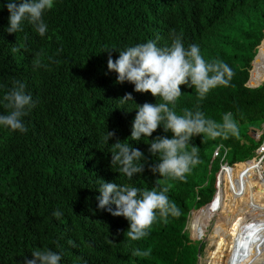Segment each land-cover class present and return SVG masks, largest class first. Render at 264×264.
<instances>
[{
	"label": "trees",
	"instance_id": "obj_1",
	"mask_svg": "<svg viewBox=\"0 0 264 264\" xmlns=\"http://www.w3.org/2000/svg\"><path fill=\"white\" fill-rule=\"evenodd\" d=\"M6 2L0 0V114L8 111L2 98L14 81L25 85L35 107L23 117L26 132L0 126V264H23L34 249L44 248L61 254L59 264H197L196 238L203 235L197 225L211 217L221 166L252 160L264 141V135L255 144L245 139L247 127L264 125V85L245 86L264 38V0H55L43 14L48 26L43 37L27 22L22 32L8 35ZM173 31L182 35L185 47L198 44L205 60L228 64L234 76L228 87L213 89L203 100L194 88L181 86V96L169 106L177 114L199 107L217 122L231 112L239 135L194 137L200 163L184 181L161 178L181 216L158 220L147 237L129 241L124 237L128 221L97 207L98 188L103 181L154 187L160 177L149 171L157 158L148 152V139L172 134L161 125L148 139L127 141L146 157L145 171L132 180L111 167V145L130 137L136 105L159 98L135 92L128 82L116 83L117 74L107 69L108 51L115 60L119 51L149 40L170 46ZM13 46L19 51L12 52ZM40 52L47 67L34 69ZM126 93L133 101L121 103ZM106 131L115 132L108 144ZM223 187L224 180L218 198ZM57 210L60 218L53 216ZM195 210L202 212L189 220L190 240L185 227ZM208 247L206 262L218 245L209 242ZM134 248L151 249V254L135 257Z\"/></svg>",
	"mask_w": 264,
	"mask_h": 264
},
{
	"label": "clouds",
	"instance_id": "obj_2",
	"mask_svg": "<svg viewBox=\"0 0 264 264\" xmlns=\"http://www.w3.org/2000/svg\"><path fill=\"white\" fill-rule=\"evenodd\" d=\"M54 2L55 0H7L2 7H5L9 14L6 28L8 35L22 32V24L27 22L34 26L41 37L45 36L48 26L43 20V14L54 7ZM171 36L170 46L159 47L156 41L149 40L119 51V56L115 60L112 59L111 51H108L107 69L117 74L116 83L128 82L134 85L135 92L151 93L153 97L159 98V102L155 104L146 102L143 105H136V116L130 137L124 142L116 139L111 145V167L118 168L119 173L132 180L134 176L145 171L146 157L139 148L132 147L127 141L130 139L138 142L142 138L148 139L161 125L165 133L172 134L171 138L156 136L154 139H148V152L157 158V162L150 166L149 171L160 177L155 181L154 187L141 189L131 184L103 181L98 188L100 194L96 197L97 207L108 211L113 217H123L128 221L129 227L124 232V237L129 241H140L147 237L152 225L158 220L167 222L169 217L181 216V209L167 195L169 186H162L161 178L184 181L192 168L200 163L198 148L191 144L194 137L206 135L212 139L218 137L227 139L229 136L239 135L238 122L231 112L224 113L221 121L217 122L206 118L199 107L196 110L185 108L182 114H177L174 107L169 106H174L175 101L181 96V86L194 88L198 99L203 100L213 89L220 86L228 87L234 76L233 70L222 60H205L198 44L193 43L185 47L182 35H177L173 31ZM11 51L15 53L19 48L13 46ZM44 59L43 52L37 53L33 60L34 69L46 68ZM47 59L52 61L53 58L49 56ZM119 101L132 102L133 96L126 93ZM2 102L8 111L6 114H0V126L13 132H26L23 117L28 115V110L35 107V102L30 94H26L25 85L20 81H14L13 86L4 94ZM262 127L264 128V125ZM261 132L255 131L254 134ZM262 135L264 133L260 136ZM113 138L115 132L106 131L104 143L108 144ZM252 160L258 164L257 154ZM222 167L232 168L228 167L227 163ZM260 179L264 183L262 172ZM112 205L115 206L114 209ZM62 215L60 210L53 212L56 218ZM185 231L188 233L186 227ZM202 238L200 236L199 240ZM189 239L192 240L190 237ZM68 243L76 246L71 240ZM150 254L151 249L132 250L135 257H148ZM61 259V254L48 248L34 249L31 256L28 255L23 260V264H59Z\"/></svg>",
	"mask_w": 264,
	"mask_h": 264
},
{
	"label": "bare ground",
	"instance_id": "obj_3",
	"mask_svg": "<svg viewBox=\"0 0 264 264\" xmlns=\"http://www.w3.org/2000/svg\"><path fill=\"white\" fill-rule=\"evenodd\" d=\"M261 47L258 50L259 52ZM261 59L263 63L253 83L254 85L264 83V46ZM257 61L258 56L254 69L251 72V79ZM251 162L237 164L231 168L233 169L236 167L235 169L231 170L228 168L222 172V175L224 174V187L219 198V193L217 194L216 205L220 202V209L223 208L227 211L222 212L221 210L218 213L210 234L213 245H210L215 247L217 242L228 243L231 239H236L237 241L231 246L230 251L224 252L222 250L216 253L215 256L209 260L210 264H261L264 261V256L260 255L257 250H253L249 246V243L255 242L256 236L259 237L263 234L261 225L264 223V183L261 181L260 176L256 178L255 172L261 175L258 164L255 162L256 167L255 169L252 168L255 170L253 172L249 165ZM223 195L224 197L222 199ZM225 220L227 223H225ZM248 223L252 224L245 228ZM256 228L259 229L255 230ZM262 238H264V235ZM260 240L258 239V241ZM219 254H222L224 258L217 263L216 259L219 257Z\"/></svg>",
	"mask_w": 264,
	"mask_h": 264
},
{
	"label": "rangeland",
	"instance_id": "obj_4",
	"mask_svg": "<svg viewBox=\"0 0 264 264\" xmlns=\"http://www.w3.org/2000/svg\"><path fill=\"white\" fill-rule=\"evenodd\" d=\"M261 61H262V63H263V60L261 59ZM263 130V127H247L246 129H245V131H246V134H245V139L247 140V144H250V143H253V144H255L256 143V141H257V139H258V137H257V135L256 134H254L252 131H259V132H261ZM251 133L252 134V136L249 134V133ZM253 135H254V137H253ZM215 155H216V153H215ZM250 166H251V169L253 168V169H255V167H256V165H255V161H252L251 162V164H249ZM236 168V167H235ZM235 168H233V169H235ZM239 168H241V167H239ZM231 169V168H230ZM233 169H231V170H233ZM252 169V170H253ZM255 170H253V172H254ZM255 174H256V178H258L260 175H258L256 172H255ZM221 176H222V181L224 180V174L222 175L221 174ZM255 178V179H256ZM254 179V180H255ZM256 181V180H255ZM219 185H220V188H221V185H222V182L220 181L219 182ZM220 190V189H219ZM218 193H219V191H218ZM224 195H225V193H224ZM224 195L222 196V199H223V197H224ZM222 205V204H221ZM221 207V206H220ZM220 207L219 206H215V208L213 207V210L209 213V215H211V217H205L203 220H202V222L200 223V224H198L197 225V228L199 229L200 228V226H202L201 227V229H200V232L203 234V235H201L203 238L202 239H200V241H202V244H203V246H204V248H203V253H202V255H201V260H200V262H199V264H210V261L209 260H211L214 256H215V254L216 253H218V252H221L222 250L224 251V252H228V251H230L231 250V246L233 245V244H235L236 243V239H231L228 243H224V242H217L216 244H215V247H216V245H218V247L214 250V252L212 253V255H211V257H210V259L208 260V262H206V250L207 249H210V247H208V244H209V242H210V244L211 245H213V241L210 239V234H211V232H212V229H213V227H214V224H215V221H216V219H217V216H218V213L222 210V212H226L227 210H225V209H223V208H221L220 209ZM194 214H197V212L196 211H193L192 213H190V217H189V220L191 219L192 220V218H193V216H194ZM201 216V215H200ZM189 220H188V225H187V231H188V234H189V237L190 238H192L193 239V237H192V233H191V230H190V228H189ZM225 223H227L226 222V220H225ZM205 229V231L203 232V230ZM200 238V237H199ZM198 238V239H199ZM209 240V241H208ZM257 241H255V242H253V243H249V246L254 250H257V252L260 254V255H262V256H264V246H262L261 245V247L259 246V245H257ZM254 245H256V246H254ZM254 247V248H253ZM232 255H234V254H232ZM224 258V256L221 254H219V257L216 259V262L218 263V262H220L222 259Z\"/></svg>",
	"mask_w": 264,
	"mask_h": 264
},
{
	"label": "water",
	"instance_id": "obj_5",
	"mask_svg": "<svg viewBox=\"0 0 264 264\" xmlns=\"http://www.w3.org/2000/svg\"><path fill=\"white\" fill-rule=\"evenodd\" d=\"M264 43V38L262 39V41H261V43H260V45L257 47V53H256V56L254 57V59H253V61H252V63H251V70L249 71V79H248V81H247V83H246V87L247 88H251V89H253V88H256V87H258V86H260V85H264V83H260V84H258V85H255V86H251V84H250V82H251V72L253 71V69H254V65H255V63H256V60H257V56H258V54H259V48L261 47V45ZM255 131H253V133H254ZM253 161V160H252ZM249 162H251V160L250 161H246V162H243V163H249ZM226 169H228L227 167H222L221 168V170H220V173H219V182L221 181V174H222V172H223V170H226ZM219 189H220V185H218V188H217V192H216V195H215V197H214V199H213V202H212V206L215 208V206H216V204H215V202H216V199H217V193H218V191H219ZM211 206V207H212ZM197 213H199V212H202V211H196ZM189 217H190V215H189ZM189 217H188V220H189ZM253 223V222H252ZM252 223H248L246 226H245V228L248 226V225H251ZM187 225H188V223H187ZM261 227H262V229H261V231L263 230V234L261 235V236H259V237H255V240L254 241H258V239L260 240V238H261V240L260 241H258V243H257V245H259L260 247H261V245L262 246H264V238H262V236L264 235V223L261 225ZM260 228V227H259ZM259 228H256L255 230H257V229H259ZM186 230H187V226H186ZM202 245L203 244H200V246L198 247V255H197V264H199V262H200V260H201V252H200V250H201V248H202ZM261 264H264V261L261 263Z\"/></svg>",
	"mask_w": 264,
	"mask_h": 264
},
{
	"label": "built area",
	"instance_id": "obj_6",
	"mask_svg": "<svg viewBox=\"0 0 264 264\" xmlns=\"http://www.w3.org/2000/svg\"><path fill=\"white\" fill-rule=\"evenodd\" d=\"M264 133V128L260 134L257 133V136H260L261 134ZM257 157H258V166L261 172L264 174V141L262 145L259 147V149L256 152Z\"/></svg>",
	"mask_w": 264,
	"mask_h": 264
}]
</instances>
